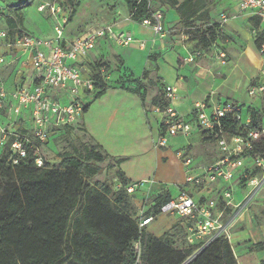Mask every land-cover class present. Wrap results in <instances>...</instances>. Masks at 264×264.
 Instances as JSON below:
<instances>
[{
	"label": "built area",
	"instance_id": "obj_1",
	"mask_svg": "<svg viewBox=\"0 0 264 264\" xmlns=\"http://www.w3.org/2000/svg\"><path fill=\"white\" fill-rule=\"evenodd\" d=\"M232 1L237 7L236 12H222L218 20L214 21L218 25L219 37L226 21L236 18L238 14L249 13L264 22V0ZM36 10L46 11L53 19L51 36H35L20 23L16 11L0 0V149L7 144L15 155L12 156V161L17 163V158L25 156L26 145H29L34 149L36 165L41 166V148L54 134L59 135L65 129L76 127L78 117L84 112L85 100L95 89L96 80L92 71L87 69L89 64L85 62L87 54L96 47L101 38H107L122 46L135 43L136 40L129 31L118 32L111 25L92 28L76 38L68 39L65 26L69 13L65 11L61 0H40ZM6 19H11L13 28H8ZM140 23L152 29V45L157 41L163 44L165 28L160 9L154 10L152 18H143ZM256 39L261 61L260 74L251 81L247 95L250 98L264 99V25L257 32ZM143 44V41L138 42L139 46ZM218 45L219 40L209 49H212L215 59L224 65L227 56ZM202 51L204 50H194L186 60L194 61ZM26 64H30L32 68L31 77L23 71ZM4 68L12 70L15 77L13 84L12 80L7 84L1 75ZM163 90L168 105L164 109L152 107L154 112L161 114L158 133L153 140L154 146L165 147L170 141L168 137L179 134L188 136L197 130L205 132L221 151L219 158L204 166L201 173L185 175L183 182L176 186L175 194L160 207L161 213L174 214L185 223L183 239L193 248L192 253L182 263L186 264L216 238L223 237L230 242V225L222 220L223 209L232 199L230 183L245 175L250 169L249 166L261 167L260 173H264V160L258 154L251 153L254 145L264 135V125L254 126L246 107L243 116L242 103L212 99L210 96L213 91L209 94V101L194 103L193 118L187 120L171 106L175 89L166 85ZM4 111L6 116L2 114ZM28 119L31 123L29 125ZM229 126L235 127L237 132H229ZM36 142L39 143L38 146ZM183 165L189 169L193 167L189 159ZM255 180L256 178L251 184ZM107 181L113 191H124L133 198L141 196V199H147L154 194L151 191L157 183L152 179L124 183L114 172ZM215 182H223L225 187L219 190L218 197L206 196L201 189L205 190ZM143 186H146L145 190H141ZM214 199H223L222 209ZM144 213L137 215L139 229L146 227L154 218ZM132 247L136 257L135 264H140V241L133 242Z\"/></svg>",
	"mask_w": 264,
	"mask_h": 264
},
{
	"label": "trees",
	"instance_id": "obj_2",
	"mask_svg": "<svg viewBox=\"0 0 264 264\" xmlns=\"http://www.w3.org/2000/svg\"><path fill=\"white\" fill-rule=\"evenodd\" d=\"M1 1L16 11L22 23L21 10L34 0ZM154 1L178 14L181 25L189 28L185 34L195 41L196 50L206 51L221 38L203 0ZM127 3L131 20L152 18L153 0H127ZM200 20L208 22L206 29L193 30V22ZM6 23L9 29L13 28L11 19H6ZM255 42L258 44V39ZM153 55L155 58L157 54ZM92 76L96 80L93 96L98 99L106 86L100 77L93 73ZM137 84L139 93L142 86ZM140 99L144 100V94H140ZM150 105L161 109L168 105L164 90L163 95L155 94L150 99ZM86 106L85 103L83 111ZM246 111L254 126L264 125V108L247 105ZM227 128L229 132H237L235 127ZM199 133L210 138L205 132ZM263 138L254 145L252 154H260L261 149L264 152V147L259 145ZM259 154L264 160V154ZM12 156L15 157L7 144L0 149V264H135L132 244L137 240L141 245L140 264H182L192 253L190 246H175L184 237L182 219L178 218L158 237L147 234L145 227L138 228V216L133 211L127 212L122 204L133 196L113 191L108 181L95 179L103 170L101 164L107 158L113 160L95 146L74 147L73 153L60 154L63 169L45 165L43 156L42 165L37 166L34 149L29 145L17 163L12 161ZM124 161L123 157L114 159L116 165ZM253 170L251 176L262 169ZM114 173L124 183L131 181L120 169ZM172 196L170 191L154 193L144 214L154 216ZM251 248L264 251V240L253 243ZM187 264H238V261L230 242L218 237Z\"/></svg>",
	"mask_w": 264,
	"mask_h": 264
},
{
	"label": "rangeland",
	"instance_id": "obj_3",
	"mask_svg": "<svg viewBox=\"0 0 264 264\" xmlns=\"http://www.w3.org/2000/svg\"><path fill=\"white\" fill-rule=\"evenodd\" d=\"M220 1L203 0L204 8L211 20L218 13ZM39 2L40 0H34L29 7L21 10L22 24L35 36L46 38L52 34L54 21L46 11L36 10ZM61 2L65 11L69 13L65 26V35L68 39L105 25L123 31L129 28L134 31L142 26L140 21L127 19L129 16L127 0H61ZM152 7L155 10L160 6L153 0ZM168 21L169 19L166 22ZM207 23L204 20L194 21L192 29L199 27L205 30ZM168 27L170 36L185 33L189 29L180 22ZM145 31L140 29L137 34L141 35ZM126 47L106 40L91 52L96 53V56L89 63L88 70L100 77L106 89L105 94L99 99H95L93 93L86 98L85 112L97 105L104 117L99 120L98 112L91 120H86L84 116L79 126L51 136L49 142L41 148L40 154L45 165L63 169L60 154L73 153L74 147L80 149L83 145L95 146L102 154L113 157V160L107 158L101 164L103 170L95 177L96 180L107 181L114 171L120 169L128 179H133L131 181H136L135 179L156 181L152 193L170 191L174 195L176 186L183 182L185 175L201 173L204 166L217 160L221 151L213 139L204 137L197 130L193 131V135L179 134L168 137L170 141L165 147L154 146L152 138L157 135L158 114L150 111V99L155 94L163 95V85L154 74L153 53ZM137 83L142 86L139 93L136 91ZM140 94H144L143 101ZM255 105L264 108V103L261 105L259 101ZM246 106L244 105L242 109L243 116ZM2 114L6 116V111ZM25 115L27 116V112ZM27 123L31 124L29 119ZM175 140L176 142L172 143ZM259 145L264 147V138ZM260 154H264L262 149ZM121 157L125 158V161L116 165L114 159ZM186 159L190 160L192 168L183 165ZM254 167L256 166H249L250 169L245 175L230 183L232 199L222 213V220L230 225V244L233 246L238 264H264V251L261 253L251 250L253 243L264 240V173L251 176ZM224 187L223 182H215L208 187L210 189L201 191L206 193L210 190L206 195L213 198L218 197L219 190ZM145 189L146 186L141 188ZM216 190L218 192L214 195ZM153 195H149L147 199H141V196L125 199L122 204L127 212L133 211L135 215H139L145 212L149 205L151 206ZM214 200H217L222 209L223 199ZM177 220L178 217L174 214L155 211L153 221L145 227L147 234L158 237ZM175 246L183 248L188 245L183 239Z\"/></svg>",
	"mask_w": 264,
	"mask_h": 264
},
{
	"label": "crops",
	"instance_id": "obj_4",
	"mask_svg": "<svg viewBox=\"0 0 264 264\" xmlns=\"http://www.w3.org/2000/svg\"><path fill=\"white\" fill-rule=\"evenodd\" d=\"M218 7V13L212 18L213 21H217L222 12L232 14L237 10L232 0H221ZM162 10L165 28L163 44L157 41L152 45L151 38L153 37V31L150 27L142 25L141 28L134 31L130 28L124 30L129 31L136 40L135 43L128 45L126 48L131 50H146L147 52L157 54L154 60V74L158 77L163 86L170 85L175 89L171 106L180 116L187 120L192 119L194 103L203 100L209 101L210 97L212 99H219L220 101L233 100L243 105L252 104L256 106L255 103L258 101L261 105L264 103V99L250 98L247 95V88L251 84V81L259 77L260 74L261 61L255 40L257 32L259 29L263 28V21L259 20L257 16H253L249 13L238 14L236 18L226 21L223 25L218 46L225 51L227 61L224 65H221L215 59L212 49L202 51L199 56L195 57L194 61L186 60L188 55L196 50L195 41L186 37L185 33L170 36L168 34V26L179 22L180 19L174 10L169 8H163ZM167 19H169L168 22H166ZM114 29L118 32L123 31V29L120 28L116 29L114 27ZM140 29H145L146 31L139 35L137 31ZM106 40L108 39L101 38L96 47L87 54L85 60L87 64L92 62L94 56H96V53L91 54V52L95 51L98 45ZM139 41H143L144 44L139 46ZM88 67L87 65V69ZM23 69L25 74L31 77L33 71L30 64H26ZM1 75L4 77L7 84H10L11 80L12 84L14 83L15 77L10 68H4ZM211 91L214 93L209 97ZM152 107L151 105L150 111L154 112ZM97 112L98 119L101 120L100 118L104 116H102L100 113L101 111L98 110L96 105L90 107L87 113L84 111L78 117L76 126H79L84 116H86V120H91ZM102 113L104 114V112ZM156 114H158L159 124L161 114ZM94 120L97 121L95 118ZM96 133L98 135L97 131ZM190 134L193 135V131ZM98 138L101 140L100 136H98ZM154 138H152V141ZM175 142L176 140L172 143ZM217 157L219 158V156ZM209 193L210 190L206 191V193L204 192L205 195ZM214 195H216V193ZM262 252L263 251H261V253Z\"/></svg>",
	"mask_w": 264,
	"mask_h": 264
},
{
	"label": "water",
	"instance_id": "obj_5",
	"mask_svg": "<svg viewBox=\"0 0 264 264\" xmlns=\"http://www.w3.org/2000/svg\"><path fill=\"white\" fill-rule=\"evenodd\" d=\"M191 260H192V258H191L189 261H187V263H189ZM187 263H186V264H187Z\"/></svg>",
	"mask_w": 264,
	"mask_h": 264
}]
</instances>
